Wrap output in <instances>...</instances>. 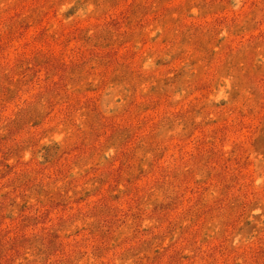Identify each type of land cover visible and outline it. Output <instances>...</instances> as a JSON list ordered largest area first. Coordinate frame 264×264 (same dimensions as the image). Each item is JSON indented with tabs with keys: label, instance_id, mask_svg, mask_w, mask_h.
<instances>
[{
	"label": "rangeland",
	"instance_id": "1",
	"mask_svg": "<svg viewBox=\"0 0 264 264\" xmlns=\"http://www.w3.org/2000/svg\"><path fill=\"white\" fill-rule=\"evenodd\" d=\"M0 264H264V0H0Z\"/></svg>",
	"mask_w": 264,
	"mask_h": 264
}]
</instances>
